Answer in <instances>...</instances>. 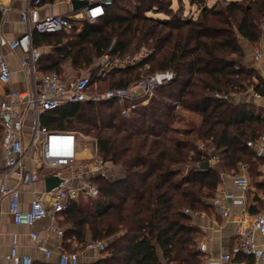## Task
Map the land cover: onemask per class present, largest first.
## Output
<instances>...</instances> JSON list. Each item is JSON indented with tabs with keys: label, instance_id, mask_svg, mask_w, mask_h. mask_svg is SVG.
<instances>
[{
	"label": "trees",
	"instance_id": "16d2710c",
	"mask_svg": "<svg viewBox=\"0 0 264 264\" xmlns=\"http://www.w3.org/2000/svg\"><path fill=\"white\" fill-rule=\"evenodd\" d=\"M175 1L176 9L173 0H111L95 23L76 21L71 30L34 38L53 46L52 53H41L39 71L62 77L65 64L88 70L86 76L96 78L90 93L126 88L155 72L173 74L145 107L135 100L88 101L68 106L67 114L55 109L42 117L49 130L93 136L97 155L122 169L118 178L94 179L96 201L71 204L61 213L64 240L105 243L101 257L89 264H163L158 249L167 264H201L191 215L210 207L219 175L203 168L210 154L198 143L224 150L227 171L246 165L254 172L263 162L246 142L264 135V111L228 97L251 90L264 99V79L246 66L243 46L263 37L264 0H229L224 6L187 0L196 16H186L181 0ZM141 48L146 55L140 60L96 75L98 58L122 60ZM104 81L105 88H92ZM179 111L198 119L182 117L184 128L175 127Z\"/></svg>",
	"mask_w": 264,
	"mask_h": 264
},
{
	"label": "built area",
	"instance_id": "2783aa9c",
	"mask_svg": "<svg viewBox=\"0 0 264 264\" xmlns=\"http://www.w3.org/2000/svg\"><path fill=\"white\" fill-rule=\"evenodd\" d=\"M23 3L24 8L19 12V22L24 26V32L16 39L6 42L2 35L0 24V215L4 199L8 197V212L16 225L33 227L35 223L47 220L46 231L62 237L64 231L59 227L61 213L81 197L96 198L99 190L94 184L87 183L84 172L95 173L100 171L105 175L101 161L87 163L83 168L73 170L71 178H64L60 169L70 167L76 158L77 140L80 135L73 131L49 130L40 124V117L50 111L66 104H77L86 101L101 102L111 99L137 100L144 95H152L156 88L173 79L171 72H155L142 76L126 88L108 89L104 91L88 92L91 79L80 76L71 83H66L56 72L38 73L37 63L40 51L33 45V35L53 34L63 30H71L79 19L88 23H95L105 15V8L111 5V0H87L88 5L78 14L44 15L41 16L39 8L43 0H0V14L6 16L13 2ZM2 46L9 50L19 49L23 58L19 67L29 80L28 90L18 91L9 89L11 71L2 53ZM264 56V49L254 54L258 61ZM100 69L98 77L104 76L110 65L108 55L98 58ZM148 65L145 68L148 69ZM218 97V95H215ZM227 98V97H225ZM23 107V111L17 109ZM133 107V106H132ZM179 106L177 105L176 108ZM32 114V124L29 127L30 135L24 141V112ZM122 114L127 115L123 110ZM246 146L252 149L255 157L264 162V135L255 140H248ZM38 170H43L49 176L57 177L59 184L47 191L35 193L27 209L19 208L20 191L18 184L30 185L36 183L40 176ZM264 174V167H263ZM236 192L224 191L211 199L214 213L228 219L232 212L226 205L231 201L236 205H244L245 193L249 188V180L242 175H228ZM77 181V184H72ZM188 213V211H185ZM235 243L230 250L207 264H227L238 254L249 256L256 262L264 263V241L259 243L257 236L264 238V214L248 215L246 210L240 209L234 221ZM30 239L35 243L37 250L43 253L46 259L51 256L50 250L45 246L44 239L37 231L29 233ZM18 240L16 235L10 239L9 251L4 255L1 264H33L29 256L18 253ZM87 249L103 251V241H88ZM205 244L200 245V250ZM59 264H78L76 253H62L59 255Z\"/></svg>",
	"mask_w": 264,
	"mask_h": 264
},
{
	"label": "crops",
	"instance_id": "0c3cea01",
	"mask_svg": "<svg viewBox=\"0 0 264 264\" xmlns=\"http://www.w3.org/2000/svg\"><path fill=\"white\" fill-rule=\"evenodd\" d=\"M71 0H43L42 4L39 8V13L41 16L44 15H66V14H78L79 12H73L71 7ZM24 8L23 3L19 1H15L11 4L10 10L6 16L2 17L0 14V24L2 26V35L6 42L12 41L19 37L24 32V26L19 22V12ZM82 21L79 19L77 22ZM36 37V33L32 38L33 45L40 51V54H49L52 53L53 46L45 43L41 38L36 39V43H34V38ZM248 45V44H247ZM260 45L261 51L264 49V35L261 40L258 42ZM251 45L245 47L246 48V57L251 53ZM2 53L9 65L11 71V82L9 89L25 91L29 89L30 82L22 73L19 62L23 58V53L19 49L9 50L6 46H2ZM257 52V51H256ZM255 52V53H256ZM254 53V54H255ZM257 62L256 70L259 75L264 79V56H262ZM116 61L118 63L123 62V60H111L110 64ZM126 62V61H124ZM128 62V61H127ZM125 63V65H129V63ZM125 65H116L115 67H123ZM114 66H109L108 70L114 68ZM62 79L66 83H71L74 80L70 79V76L73 74L70 69L69 64H65L62 66ZM254 68V67H253ZM51 70H45L43 72L38 70L39 74H43L45 72H50ZM54 72V71H53ZM59 75V74H58ZM234 104L240 103H254L260 109V111H264V99L260 98L256 94H252L251 90L248 94H232L231 97L228 98ZM88 102V101H86ZM82 102V103H86ZM73 104H66L60 108H58L57 113L61 115V113L67 114V107ZM179 108V107H178ZM177 108V109H178ZM17 109L23 111V107L17 106ZM25 120H24V141L25 143L28 140L30 135L29 127L32 124V114L29 111L24 112ZM40 117V124H42L43 117ZM43 119V120H42ZM186 119V118H185ZM198 118L196 117V120ZM46 121V120H45ZM46 127V126H45ZM54 130V129H53ZM59 130V129H55ZM61 131H73L80 135L77 140V153L74 162L70 167H65L60 169V174L64 178H71L73 170H77L82 168V171L86 170L83 168L87 163H91L94 161H101L102 168L105 171V175H101L100 171H96L95 173L86 171L84 172L85 180L87 183L94 184L95 178L103 177L105 179H115L118 178L122 169L113 165L110 161L103 160L97 155V147L96 140H91L88 134H84L80 131L75 130H61ZM1 136V135H0ZM199 144L204 145L199 142ZM200 147V145H199ZM202 148V147H200ZM210 154L209 159V167L215 169L219 175V183L218 186L213 192V197L218 195L224 191L236 192L233 186V182L231 178L228 176L231 173L235 175H242L248 178L249 180V188L245 193V204L244 205H236L231 201H226V205L229 207L232 212L231 217L228 219L218 216L214 213V210L211 206V197L208 199V203H210V207L207 210H201L199 212H195L191 215L190 224L197 228L199 231L198 238L196 240V247L199 249L201 264H207L208 261L212 259H217L220 255L228 252L232 245L235 243V226L234 221L237 217V214L240 212V209L243 208L246 210L248 215H257L264 214V174L263 167L264 162L257 164V169L252 172L246 165H241L238 168V171L234 172L227 171L225 168L226 164V154L225 151L213 152L210 148V151H207ZM1 156V152H0ZM221 159V162L218 160ZM43 170H38V174L40 179L33 184L30 185H22L18 184L17 187L20 191L19 196V208L25 210L28 208L30 202L33 200L35 193H40L45 190L44 184V174ZM77 181H72V184H77ZM100 196V195H99ZM85 198L81 197L79 200L74 202L73 204H91L96 201L98 198ZM91 212V210H89ZM62 219V217H61ZM60 219V220H61ZM48 221L42 220L34 224L33 227H26L21 225H16L13 223L12 217L8 212V197L4 199V202L1 207V215H0V264L4 263V255H6L9 251L10 239L12 235L17 236L18 240V253L20 255L29 256L32 259L33 264H59L58 259L59 255L62 253H76L78 257L79 264H89L93 263L101 257V251L96 249H87L86 243H78L74 238L70 240H64V235L62 237H58L55 234L48 233L46 231ZM63 231V227H60ZM37 231L41 238L44 239L45 246L50 250L51 256L49 259H46L42 252L36 249L35 243L31 241L29 233L31 231ZM257 241L262 243L264 241L263 237L257 236ZM70 244V249L66 248V244ZM205 244V249L200 250V245ZM157 254L159 259L163 264H167L161 255L160 250H157ZM227 264H264L263 262H256L253 258L245 255L238 254L230 259Z\"/></svg>",
	"mask_w": 264,
	"mask_h": 264
},
{
	"label": "rangeland",
	"instance_id": "374dc122",
	"mask_svg": "<svg viewBox=\"0 0 264 264\" xmlns=\"http://www.w3.org/2000/svg\"><path fill=\"white\" fill-rule=\"evenodd\" d=\"M228 1L229 0H207V5L208 6H212L213 4L217 3L218 6H224ZM180 3H182V5L184 7L185 15L186 16H189V15L196 16V12H195L196 11V8L194 6L193 7H190L188 5L187 0H181ZM128 4H129V2H124L123 3V5H125V6H128ZM173 8L174 9L177 8V4H176V1L175 0H173ZM158 16L159 17H163L162 14H159ZM262 29H263V35H264V24H262ZM243 46L244 47H247V46H249V44L247 45L246 43L243 42ZM250 48H251L250 49L251 50V53H249V55L247 56L246 61H245V64H246V66H250L252 68L254 67L256 69L257 62H255L253 60V55H254V53L256 51H258L260 49V45H258V43H256V44L251 45ZM145 55H146V49L145 48H141L138 51H136L135 53H133V55L127 56L124 59H122L123 62L118 63V62L114 61L112 63V65L110 64L109 66H114V64H116V65H125V63L127 61H128L127 63L132 64L133 62L140 60ZM124 61H126V62H124ZM70 69L73 71L72 72L73 74L70 76V79L71 80H75L76 78H78L80 76H86V75H88V70H84V69H72L71 67H70ZM143 76H147V75H143ZM95 79L96 78L93 79V77H92L91 81L93 82V80L95 81ZM97 81H99V80H97ZM96 87H98V89L105 88L106 87L105 81L101 85L99 84V82H96L95 83V86L92 87V88L95 90ZM231 96H232V94L229 97H231ZM154 97H155L154 93L152 95H144V96L140 97L138 100H135V101H132V102L140 101V105L142 107H145V106L148 105L150 99L151 98L154 99ZM129 102H131V101H129ZM132 104L134 105L133 107H136V104L135 103H132ZM124 110L127 111V112L129 111L128 109H124ZM175 110H179V108L178 109L175 108ZM177 113H178L176 115L177 116V121L175 120L173 123H174V126L175 127H179V128H184V126H183L184 125V122H179V119L180 118L185 117V118H191L193 120H196V117L198 118L197 115L192 114L190 112L179 111ZM90 138H91V140L94 139L93 136H90ZM199 145H200V147H202L201 149H203V150L205 149V151H210V146L206 145L205 148H204V145H202V144H199ZM218 160L221 162V159H218Z\"/></svg>",
	"mask_w": 264,
	"mask_h": 264
},
{
	"label": "water",
	"instance_id": "95a60500",
	"mask_svg": "<svg viewBox=\"0 0 264 264\" xmlns=\"http://www.w3.org/2000/svg\"><path fill=\"white\" fill-rule=\"evenodd\" d=\"M71 7L73 12H79L88 5L87 0H71ZM208 167V163L203 165V168ZM60 180L55 176H49L44 179L45 189L47 191L55 188L59 184Z\"/></svg>",
	"mask_w": 264,
	"mask_h": 264
}]
</instances>
